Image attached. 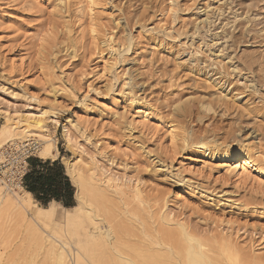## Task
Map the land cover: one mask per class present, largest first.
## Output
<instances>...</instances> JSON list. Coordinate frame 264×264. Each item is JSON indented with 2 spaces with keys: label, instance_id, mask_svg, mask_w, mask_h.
<instances>
[{
  "label": "rangeland",
  "instance_id": "374dc122",
  "mask_svg": "<svg viewBox=\"0 0 264 264\" xmlns=\"http://www.w3.org/2000/svg\"><path fill=\"white\" fill-rule=\"evenodd\" d=\"M96 1L92 6L90 0H0L1 101L18 116L57 107L58 159L63 163L82 159L88 167L96 164L101 172L104 168L108 176L119 179L128 199L140 183L154 211L163 208L202 238L230 240L247 264H264V178L254 173L235 178L220 167L221 160H211L181 141L172 142L170 133L175 120L187 128L189 142L210 139L231 144L239 125L238 139L256 143L264 159V103L258 98L263 93L246 90L243 80L221 74L222 65L208 58L215 33L220 35L212 49L220 51L232 44L230 32L242 33L240 23L245 24L247 15L236 20L233 16L241 11L252 21L245 24L251 26V44L231 45L230 50L235 51L233 56L246 51L264 57V0ZM242 2L247 6L240 7ZM205 11L212 23H205V29L201 24L202 30L194 34ZM228 21L232 23L224 26ZM113 47L116 52L110 50ZM263 66H256V71ZM209 77L213 79L208 81ZM215 80L242 93L240 104L249 100L250 107L263 110V117L252 120L237 105L229 104L226 110L214 102ZM200 101L214 102L215 109H201ZM183 102L193 109L187 118L177 116ZM145 110L151 114L148 119L139 113ZM68 117L85 126L72 130L80 151L64 140ZM4 122L0 113V127ZM28 141L41 147L38 140ZM105 156L117 159L115 166ZM28 236L20 218L7 214L0 219V252L9 257L2 264L41 260L42 256L35 258L38 247L28 242Z\"/></svg>",
  "mask_w": 264,
  "mask_h": 264
},
{
  "label": "bare ground",
  "instance_id": "6f19581e",
  "mask_svg": "<svg viewBox=\"0 0 264 264\" xmlns=\"http://www.w3.org/2000/svg\"><path fill=\"white\" fill-rule=\"evenodd\" d=\"M90 2L92 6L97 5L96 0H90ZM244 3H239L240 7ZM244 6L246 7L247 5L245 4ZM216 10L220 11L221 8H217ZM205 12L206 18L201 22L199 21V25L195 26L194 34L205 29V23H212L210 21L211 17L209 14L207 15L208 11ZM241 12V14H237L238 12L234 13L235 20L238 17L241 18L243 15H247L244 17L245 21L243 20V22L245 24L251 23L252 21L248 17V14L243 11ZM203 23L204 25L202 26L201 24ZM231 23L228 21L224 26H228ZM240 24H242L240 25V28L243 29L241 30L242 33L235 34L234 31L232 33L229 31L231 34L230 42L232 43L228 46L229 50L231 45L234 47L242 44V42H249V30H251V26L250 28H246L245 24ZM237 27L235 26V29ZM254 30L256 29L254 28ZM96 32L98 31L96 30ZM219 35L216 33L213 35L214 39L211 40L212 47L217 46L218 43L213 42L216 41ZM228 35V32L224 35L226 40ZM248 44L251 43L249 42ZM120 46L117 48L119 51ZM212 47L208 49V52H210L208 58H215L213 62L222 65L223 70L221 74L229 77L234 76L235 79L238 77V82L243 80L245 89L252 91L255 95L256 93H263L262 96L258 95V98L264 103V68L256 71V66L261 67L264 65L261 64L264 62V57L261 59L262 56L256 55L258 52L247 54L246 51H244L241 57H238V54L233 56L235 51L231 50L229 53L224 54L228 48H223L220 51V48L215 50ZM110 50L116 52L114 47ZM250 75H252L251 79H249ZM210 79L213 78H207L208 81H211ZM212 83L217 87V96L213 99L214 102L217 101L226 110H228L229 104H233V106L237 105L238 109L240 108V111H245L247 115L251 116L252 120H260L263 117V110L256 106L250 107L251 103L248 104L249 100L246 104H240L238 97L242 93H234L233 89L220 85V81L217 82L215 80ZM29 98L39 102V99L35 95H31ZM4 102L0 99V113L5 117V122L0 127V159L5 147L17 143L24 144L29 142L28 140H38V142H41V147H38V144L35 143L37 146L34 153H37L38 150L39 158L57 160L60 154L56 140V130L60 126L59 117L57 116L60 111L56 109L57 107L53 108V106L47 105L48 107L42 108L35 114L18 116L16 112L11 111L12 108L10 110L9 103L7 105L5 104L7 102ZM214 102L200 101L199 105L203 110H214ZM84 104L86 108L87 104ZM188 104H184L183 102V104L178 105V110H176L178 117L187 118L192 115L193 109ZM149 110L139 113H142L144 119H148L151 117ZM222 114L225 115V110ZM235 116H237V113ZM78 118L71 119L68 117L66 120L67 124L65 123L66 125L63 127V137L68 147H73L80 151L78 143L76 144V141L72 137L73 129L77 131L85 129V126H82L81 120ZM170 133L172 142L177 143L181 141L183 143L182 146L186 144L194 146L211 160H221L223 164L220 167L224 172L234 175L235 178H244L242 177L243 175L246 176L245 174L253 173L264 178L263 155L255 145L256 143L245 144V142L238 139V135L241 134L239 125H237L236 129L237 134L234 136L235 141L233 140L234 142H231V144L227 141L219 144V140L210 139H198L195 142L192 140V142H189L187 128L181 127L180 122L175 120L170 125ZM32 142L30 141L29 143ZM112 158V156H109V159L106 158L111 165L114 164L115 160ZM81 160H67L63 164L66 175H68L73 186L76 188V205L72 208H65L58 202H51L49 205L43 206L33 198L31 193L25 190L22 184L17 185V190L8 189L0 179V219L7 216V214L8 216L12 215L13 218L14 216L20 218L26 225L28 238L30 239L28 242H32L38 247L39 254L36 253L35 258L42 256L41 260L34 259L33 257L27 264L249 263L241 259V252L229 243L230 240L228 238V243L223 241L224 238L222 239V243L221 241L217 243L215 240L202 238L186 222L175 219L171 213L163 211V208L154 211L149 204L150 202L144 196L145 193L141 189L140 183H137L133 187L130 193L131 197L128 199L127 192L118 185L119 179H115V177L110 175L108 176L109 173L107 174V170L102 169V167H100L102 169L101 172L97 169L99 166L96 167L95 162L92 164L96 168L93 167L94 165L88 167L89 164L87 165ZM115 161L117 162V159ZM95 169L101 172L100 175L102 177L95 172ZM131 204L133 206L130 208ZM8 258V256L0 252V264L3 261L7 262Z\"/></svg>",
  "mask_w": 264,
  "mask_h": 264
},
{
  "label": "trees",
  "instance_id": "16d2710c",
  "mask_svg": "<svg viewBox=\"0 0 264 264\" xmlns=\"http://www.w3.org/2000/svg\"><path fill=\"white\" fill-rule=\"evenodd\" d=\"M29 167L23 179L26 191L43 206L58 202L65 208L76 205V188L65 173L61 159H39L30 157Z\"/></svg>",
  "mask_w": 264,
  "mask_h": 264
},
{
  "label": "built area",
  "instance_id": "2783aa9c",
  "mask_svg": "<svg viewBox=\"0 0 264 264\" xmlns=\"http://www.w3.org/2000/svg\"><path fill=\"white\" fill-rule=\"evenodd\" d=\"M35 143H17L4 148L0 159V179L8 189L17 190V185H23L24 176L28 170V160L36 150Z\"/></svg>",
  "mask_w": 264,
  "mask_h": 264
},
{
  "label": "crops",
  "instance_id": "0c3cea01",
  "mask_svg": "<svg viewBox=\"0 0 264 264\" xmlns=\"http://www.w3.org/2000/svg\"><path fill=\"white\" fill-rule=\"evenodd\" d=\"M37 157V156H36ZM37 158H39V157H37ZM39 159H41V158H39ZM43 160H47V159H43ZM58 160V159H57ZM61 162H62V160H61ZM62 164H64L63 162H62ZM28 167H29V165H28ZM28 171V170H27ZM68 176V175H67ZM71 181V180H70ZM72 183V182H71ZM73 185V184H72ZM76 195V194H75Z\"/></svg>",
  "mask_w": 264,
  "mask_h": 264
}]
</instances>
